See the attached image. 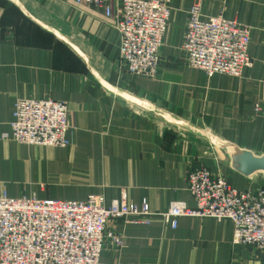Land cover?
<instances>
[{
	"label": "crops",
	"instance_id": "1",
	"mask_svg": "<svg viewBox=\"0 0 264 264\" xmlns=\"http://www.w3.org/2000/svg\"><path fill=\"white\" fill-rule=\"evenodd\" d=\"M196 1L173 0L158 73L150 77L121 62L118 0L110 1L111 16L104 7L68 0H0V188L40 199L102 193L107 203L127 192L163 212L174 200L196 205L188 177L203 166L238 189L264 185L263 171L246 176L231 146H216L202 133L210 129L233 149L264 155V0H201L205 15L251 26L253 65L240 77H210L190 66L183 43ZM18 98L66 101L71 145L2 139ZM163 114L189 127L181 130ZM107 227L123 233L126 244L116 248L108 240L100 264H264V250L234 242L228 218L183 216L176 228L160 217L149 225L119 218Z\"/></svg>",
	"mask_w": 264,
	"mask_h": 264
},
{
	"label": "built area",
	"instance_id": "2",
	"mask_svg": "<svg viewBox=\"0 0 264 264\" xmlns=\"http://www.w3.org/2000/svg\"><path fill=\"white\" fill-rule=\"evenodd\" d=\"M104 7L111 16V0H68ZM173 0H118L115 26L120 34V59L128 72L156 76L161 48L168 30ZM183 47L191 67L208 76L243 75L253 65L251 26L224 15H205L201 0L188 10ZM255 109L261 110L256 104ZM69 105L53 98H18L14 103L11 132L2 139L38 146L68 147ZM188 189L196 205L172 201L155 212L147 198L140 203L127 192L106 202L102 193L86 200L40 199L10 196L0 188V264H100L107 241L116 248L126 236L107 227L109 219L129 218L149 225L155 217L172 228L183 216L233 221V240L264 250V185L238 189L209 167L192 170Z\"/></svg>",
	"mask_w": 264,
	"mask_h": 264
},
{
	"label": "water",
	"instance_id": "3",
	"mask_svg": "<svg viewBox=\"0 0 264 264\" xmlns=\"http://www.w3.org/2000/svg\"><path fill=\"white\" fill-rule=\"evenodd\" d=\"M109 88H111L114 92L124 96L126 99L142 106L145 108L150 109L151 106L143 101L140 100L137 97H134L130 94H127L125 92L122 91H118V89H115L113 87H111L109 84H106ZM164 117L166 118V120H168L171 123H175L178 124L180 126H187L189 127V124H187L185 121L177 119L172 117L171 115H167V114H163ZM204 135H206L211 143H213L216 146L219 147H227L229 148L230 146V150H232V153L234 155V160L235 163L234 165L236 166V168L242 172L243 174H245L248 177L253 176L254 174L263 171L264 172V155L263 156H258L255 155L253 152L248 151V150H237V149H233V145H230L229 143H227L225 140H222L219 136L214 135L213 132L210 129H207L205 131L202 132Z\"/></svg>",
	"mask_w": 264,
	"mask_h": 264
},
{
	"label": "rangeland",
	"instance_id": "4",
	"mask_svg": "<svg viewBox=\"0 0 264 264\" xmlns=\"http://www.w3.org/2000/svg\"><path fill=\"white\" fill-rule=\"evenodd\" d=\"M178 126V125H177ZM180 128H181V130H186V129H184L183 127H181V126H179Z\"/></svg>",
	"mask_w": 264,
	"mask_h": 264
}]
</instances>
